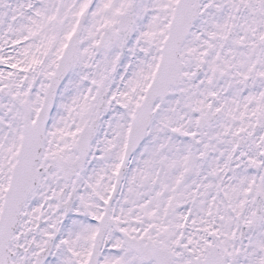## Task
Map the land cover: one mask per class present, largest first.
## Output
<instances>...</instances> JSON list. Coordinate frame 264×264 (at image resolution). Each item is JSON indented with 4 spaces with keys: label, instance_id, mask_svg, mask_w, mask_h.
<instances>
[{
    "label": "snow or ice",
    "instance_id": "obj_1",
    "mask_svg": "<svg viewBox=\"0 0 264 264\" xmlns=\"http://www.w3.org/2000/svg\"><path fill=\"white\" fill-rule=\"evenodd\" d=\"M0 264H264V0H0Z\"/></svg>",
    "mask_w": 264,
    "mask_h": 264
}]
</instances>
